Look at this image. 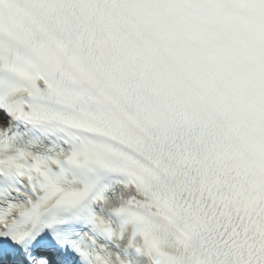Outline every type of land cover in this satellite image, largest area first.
<instances>
[{"label": "snow or ice", "instance_id": "6c2138e0", "mask_svg": "<svg viewBox=\"0 0 264 264\" xmlns=\"http://www.w3.org/2000/svg\"><path fill=\"white\" fill-rule=\"evenodd\" d=\"M0 264H264V0H0Z\"/></svg>", "mask_w": 264, "mask_h": 264}]
</instances>
